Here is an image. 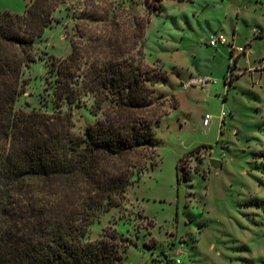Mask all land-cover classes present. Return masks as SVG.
<instances>
[{
  "label": "rangeland",
  "instance_id": "rangeland-1",
  "mask_svg": "<svg viewBox=\"0 0 264 264\" xmlns=\"http://www.w3.org/2000/svg\"><path fill=\"white\" fill-rule=\"evenodd\" d=\"M28 1L0 0V10L22 13ZM52 16L15 108L55 110L46 60L66 57L71 42L90 59L140 52L166 76L150 111H166L154 124L155 149L133 152V170L144 167L90 237L108 226L126 236L121 264H264V0H65ZM216 33L228 43L210 46ZM92 102L72 105L76 133L94 119Z\"/></svg>",
  "mask_w": 264,
  "mask_h": 264
},
{
  "label": "trees",
  "instance_id": "trees-1",
  "mask_svg": "<svg viewBox=\"0 0 264 264\" xmlns=\"http://www.w3.org/2000/svg\"><path fill=\"white\" fill-rule=\"evenodd\" d=\"M64 1L0 10V264H121L127 237L110 226L90 237L89 228L124 198L144 167L133 170L131 156L155 149L154 124L166 112L150 114L166 76L140 52L90 59L73 42L66 57L46 60L55 110L15 108L34 41L58 22L52 13ZM88 95L94 119L76 133L71 107ZM177 178H186L178 165Z\"/></svg>",
  "mask_w": 264,
  "mask_h": 264
},
{
  "label": "built area",
  "instance_id": "built-area-1",
  "mask_svg": "<svg viewBox=\"0 0 264 264\" xmlns=\"http://www.w3.org/2000/svg\"><path fill=\"white\" fill-rule=\"evenodd\" d=\"M207 42L210 46H217L218 44L228 43V40L222 33H216L210 35L207 39ZM238 50H242L241 47H237ZM188 83H197L201 87H207L209 84V80L207 78H193L190 79ZM209 120V115H205L203 118V124L206 125Z\"/></svg>",
  "mask_w": 264,
  "mask_h": 264
},
{
  "label": "water",
  "instance_id": "water-1",
  "mask_svg": "<svg viewBox=\"0 0 264 264\" xmlns=\"http://www.w3.org/2000/svg\"><path fill=\"white\" fill-rule=\"evenodd\" d=\"M209 164H210L212 167H218V166L220 165V162L217 161V160L210 159V160H209Z\"/></svg>",
  "mask_w": 264,
  "mask_h": 264
},
{
  "label": "crops",
  "instance_id": "crops-1",
  "mask_svg": "<svg viewBox=\"0 0 264 264\" xmlns=\"http://www.w3.org/2000/svg\"><path fill=\"white\" fill-rule=\"evenodd\" d=\"M7 9H8V8H7ZM8 10H10V11H15V10H12V9H10V8H9Z\"/></svg>",
  "mask_w": 264,
  "mask_h": 264
}]
</instances>
